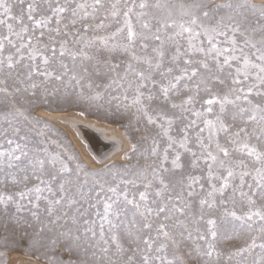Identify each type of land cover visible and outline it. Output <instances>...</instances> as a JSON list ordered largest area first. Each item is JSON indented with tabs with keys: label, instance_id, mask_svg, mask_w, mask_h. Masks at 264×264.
Listing matches in <instances>:
<instances>
[{
	"label": "snow or ice",
	"instance_id": "obj_1",
	"mask_svg": "<svg viewBox=\"0 0 264 264\" xmlns=\"http://www.w3.org/2000/svg\"><path fill=\"white\" fill-rule=\"evenodd\" d=\"M113 101L120 165L38 114ZM0 108V264H264V0H0Z\"/></svg>",
	"mask_w": 264,
	"mask_h": 264
},
{
	"label": "rangeland",
	"instance_id": "obj_2",
	"mask_svg": "<svg viewBox=\"0 0 264 264\" xmlns=\"http://www.w3.org/2000/svg\"><path fill=\"white\" fill-rule=\"evenodd\" d=\"M216 2L220 3V2H224V0H216ZM252 2L253 3H261V0H252ZM13 11L14 12H18L19 11V7L14 5ZM4 31H6V30H4ZM122 59L126 60V58H122ZM53 83H55V82H53ZM116 94H118V93H113V95H116ZM116 103H117L116 101L112 102V108L110 110L107 109V106H105L104 108H97L95 106H91L90 107L88 105L78 104V105H62V106L59 107L58 110L53 111V112H46L44 109H41L38 114L44 115L46 119L51 121V123L58 130L60 139L62 141H64L65 143L69 144L70 147L76 153L79 154L81 159L90 168H94L96 166L90 165L87 161H85L82 158V156H81L82 154L77 149L76 143L74 141V138H72V135H70L69 132L65 129V127H63V125H60V123L57 120H59L60 116H66V117L67 116H74V117L76 116V117H80L82 119H85L87 122H90V123H97V124H100V125H103V126L107 125V126H111L113 128H116L121 134V138H122V141H123V147H124V145L126 147L123 149V151H120V153H117L115 155V159L116 160H112L109 163L115 162L117 165H120L122 163H126V161L123 160V155L122 154L129 150L131 143H135V142L140 140V137H141V134H142V131H143V126H141V131H138L137 130L138 126H137V124H136V122L134 120L130 124V120H129L128 117L121 118V117H118V116H114L112 113L115 111V104ZM152 104H153V107H156L157 105H160V106L164 107L166 110L169 111V114H171V112L173 111L170 108H168V105L165 104L162 100L153 101ZM56 107H57L56 105H53V108H56ZM0 110H3V109L0 108ZM81 112L83 113V115H81ZM61 122H62V120H61ZM183 123L184 122H181L180 120H177L176 124L173 127L172 134L175 137H177V138H179V136L181 135L179 130L183 127ZM64 124H66V125L68 124V126H73L74 128L79 129L80 127L87 126L85 124H88V123H84V125H79V123H76V122H73V123L72 122H67V123H64ZM81 124H83V123H81ZM147 131H148V133H150L152 135H155L157 129H155L152 126H148L147 127ZM163 146H164V141L161 140V147H163ZM194 150H195V148H194ZM118 158H122V160H119ZM182 159H183V162H184V164L186 166V171H192L193 174H196V175H200L201 174L199 169L192 170V169L188 168L189 162L191 160V156L189 154L185 153L183 155ZM134 161H135V157L133 158L132 162H134ZM100 166H102V165H99L97 167H100ZM4 236H5V233H4L3 229L0 228V251L4 250V243H5ZM13 239L14 238L11 237V236L8 237V244L9 245L12 244ZM235 243L237 245H240V244L243 243V240L236 241ZM223 247H224L225 252H227V250L229 248V245L226 244ZM62 251H63L62 249L58 250L56 255H60L62 253ZM257 251H259V250L257 249ZM15 255L19 256L20 259L22 257V260L23 259H25V260L29 259V257L23 256L19 252L10 253V258H12L11 256H15ZM63 258L64 259L68 258L66 253L63 254ZM36 263L37 264H47V261L45 259L41 258Z\"/></svg>",
	"mask_w": 264,
	"mask_h": 264
},
{
	"label": "bare ground",
	"instance_id": "obj_3",
	"mask_svg": "<svg viewBox=\"0 0 264 264\" xmlns=\"http://www.w3.org/2000/svg\"><path fill=\"white\" fill-rule=\"evenodd\" d=\"M57 121L60 125L65 127L70 135H72L77 149L82 154V158L92 166L97 167L99 165L107 164L112 160H116L115 155L120 153V151H123L126 147L125 145L123 147L120 132L111 126L90 123L85 119L76 116H60ZM67 122H76L79 123V125H84V123L88 124H85L87 126L77 129L73 126H68V124H64ZM104 144L105 146L103 147L102 145ZM118 159L122 160V158ZM11 257L12 260H22V257L20 259L17 255Z\"/></svg>",
	"mask_w": 264,
	"mask_h": 264
},
{
	"label": "water",
	"instance_id": "obj_4",
	"mask_svg": "<svg viewBox=\"0 0 264 264\" xmlns=\"http://www.w3.org/2000/svg\"><path fill=\"white\" fill-rule=\"evenodd\" d=\"M103 147L105 146V144L104 145H102Z\"/></svg>",
	"mask_w": 264,
	"mask_h": 264
}]
</instances>
